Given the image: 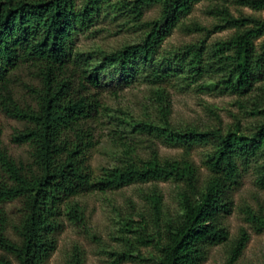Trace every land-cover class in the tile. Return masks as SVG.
I'll use <instances>...</instances> for the list:
<instances>
[{
	"label": "trees",
	"instance_id": "16d2710c",
	"mask_svg": "<svg viewBox=\"0 0 264 264\" xmlns=\"http://www.w3.org/2000/svg\"><path fill=\"white\" fill-rule=\"evenodd\" d=\"M201 0H0V88L2 108L8 116L25 121L14 140L30 147L31 162L16 161L2 144L0 131V264H46L55 250L64 206L80 218L76 198L96 188H119L136 181L174 179L184 182L183 213L161 224L163 196L152 191V228L129 229L123 250L111 252L113 263L136 260L145 264H201L209 245L228 239L222 218L232 210L230 191L237 182L239 162L262 159L259 180L264 186V18L234 15L226 7L212 14L223 24L212 28L198 21L185 22ZM254 10L264 9V0H236ZM160 5V15L143 21L147 8ZM103 7L127 14L143 29L139 41L113 51H102L93 63L74 49L76 35L93 24ZM125 9V10H124ZM121 10H124L122 12ZM178 27L209 36L221 28H234L227 38L208 44L192 42L163 52L166 38ZM258 43V40H260ZM29 62L36 66L41 86L36 106H21L11 93V73ZM137 78L159 84L173 79L235 94L241 108L255 120L246 128L240 119L228 129L181 127L169 120L170 102L157 91L163 121L138 120L140 132H150L170 145L192 147L212 143L206 154L212 172L205 190L197 186L196 166L186 159L149 157L128 153L97 176L90 159L94 144L92 122L99 115L92 88L104 84L124 85ZM109 81H106V80ZM18 202L13 220L7 211ZM74 202V203H73ZM263 222L262 217H255ZM10 229V231H9ZM158 236H152L154 233ZM238 240L228 264H233L246 243ZM140 245H152L144 254ZM71 264H82L75 255Z\"/></svg>",
	"mask_w": 264,
	"mask_h": 264
},
{
	"label": "rangeland",
	"instance_id": "374dc122",
	"mask_svg": "<svg viewBox=\"0 0 264 264\" xmlns=\"http://www.w3.org/2000/svg\"><path fill=\"white\" fill-rule=\"evenodd\" d=\"M119 1L113 0V3ZM82 2L83 0H77L78 5ZM216 7H226L236 16L253 14L264 18V9L257 11L236 0H201L185 22L198 21L210 28L223 24L225 21L221 20V16L211 13ZM160 12V5L147 8L143 21L156 18ZM233 32L234 28L227 27L215 29L207 36L206 32H188L178 27L166 38L161 49L167 52L204 39L212 44L229 37ZM142 34L143 29L134 24L127 14L122 15L111 7H103L93 24L76 35L74 49L79 56L98 63L102 51H113L125 44L137 42ZM260 41L261 39L258 43ZM11 75L9 86L14 99L21 106H36V91L41 86L36 66L26 62L12 71ZM157 91L167 96L171 108L169 120L177 126L228 129L240 119L241 125L246 128L255 120L251 112L241 108L235 94L223 93L203 85L176 79L159 84L143 78L117 86L107 83L103 87L92 88L100 111L91 123L94 144L89 154L94 171L99 176L104 168L122 162L130 152L146 158L157 151L163 159H186L192 162L197 169V186L203 191L212 177L205 159L206 154L214 149L212 143H197L192 147L170 145L150 132H140L135 127V122L142 119L158 123L163 121ZM2 93L0 88L2 144L16 161L31 162L29 145L14 140V135L26 123L5 113L2 108ZM262 163V159L253 160L247 165L239 162L237 182L230 191L232 210L222 218L228 231V239L209 245L206 258L201 264H228L237 240L243 234L246 235V243L233 264H264V186L259 180ZM3 173L4 168L0 163V175ZM185 188L184 182L171 178L151 179L119 188H96L77 197L75 201L78 202L80 218H73L69 214V208L64 206L60 228L55 233L57 246L46 264H71L75 255L81 258L82 264H114L111 252L123 250L127 237L136 239V233L129 229L134 230L147 221L150 223L149 232H154L148 194L160 191L163 196V225L183 213L182 193ZM18 209V202L7 206L13 220ZM256 216L262 217L263 222H259ZM152 236L158 234L155 232ZM139 248L144 254L153 251L152 245H140ZM118 264L145 263L128 260Z\"/></svg>",
	"mask_w": 264,
	"mask_h": 264
}]
</instances>
